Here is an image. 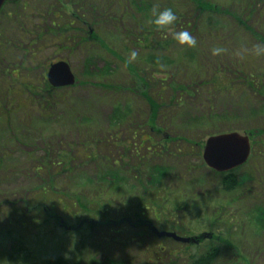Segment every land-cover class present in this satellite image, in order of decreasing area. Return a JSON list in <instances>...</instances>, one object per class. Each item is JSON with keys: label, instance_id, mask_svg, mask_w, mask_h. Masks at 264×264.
I'll return each instance as SVG.
<instances>
[{"label": "rangeland", "instance_id": "rangeland-1", "mask_svg": "<svg viewBox=\"0 0 264 264\" xmlns=\"http://www.w3.org/2000/svg\"><path fill=\"white\" fill-rule=\"evenodd\" d=\"M210 1L244 14L231 0ZM166 8L183 18L153 32L151 48H140L153 9ZM4 11L16 16L9 20L0 58L18 69L20 81L38 86L51 64L64 61L75 84L58 91L44 112L35 105L14 112L7 117L10 127L0 132V144L9 153L0 169V264H12L9 257L19 260L13 264H45L56 253L72 257L82 240V264L92 259L98 264H187L186 244L148 235L128 215L137 203L136 184L152 166L170 169L163 183L186 195L188 204L194 196L195 204L210 198L222 208L211 229L198 219L201 207L190 206L195 211L183 216L168 211L167 222L159 225L148 207L145 218L180 236L207 232L227 240L214 264H264V229L253 222L255 210L264 207V133L250 137V157L237 173L251 180L232 192L220 190L201 159L210 135L264 130V89L255 93L244 78L252 74L255 87L264 82V13L246 23L260 39L225 14H214L206 23V14L196 17L190 0H20ZM73 19L66 38L55 36L54 28ZM90 30L99 41L87 39ZM180 31L189 32L195 46L176 42L173 34ZM135 69L160 106L156 129L138 92ZM173 88L183 92L175 95ZM11 135L19 141L7 143ZM45 153L52 158L69 154L71 170L62 171L61 165L56 174L36 176L35 160ZM113 169L118 182L106 174ZM48 177L58 195L52 210L37 189ZM168 197L170 211L182 204L179 194ZM86 218L101 223L88 230ZM108 219L112 223H102Z\"/></svg>", "mask_w": 264, "mask_h": 264}, {"label": "trees", "instance_id": "trees-1", "mask_svg": "<svg viewBox=\"0 0 264 264\" xmlns=\"http://www.w3.org/2000/svg\"><path fill=\"white\" fill-rule=\"evenodd\" d=\"M235 4L239 6V8L243 9L244 11L243 15H240L238 12H233L230 10H227L226 8H222L220 5L211 2L210 0H190L192 6L194 7V12L197 17L198 14L205 15L206 14V23H210L212 16L217 13L225 14L227 16H231L234 21L237 23L243 25V27L247 30L252 29L246 24L247 22H250L254 17L259 15L260 13H264V0H231ZM20 2L15 3L11 6H18ZM96 8L91 7V10L94 11ZM149 9V8H148ZM84 11V10H83ZM10 12L11 18H9V14L2 10L0 11V46L4 47L5 42L7 41V33H8V27H10V21H14V16H16L14 13L12 14ZM85 12V11H84ZM83 12V13H84ZM176 14V21L174 24L178 25L179 21L183 18L180 14H177L176 11H174ZM75 20H71L69 23L66 24L63 28H54L53 31L55 36L59 38H66L67 33L71 29V24L74 23ZM157 28H155L152 24L150 28H145V31L142 33L144 35L143 39H139L138 44L140 48L146 49L151 48L149 47V39L152 36L153 32H155ZM252 35L262 39L261 36L258 34L255 35V33L252 31ZM131 37H134L133 35H129ZM99 37L91 33L88 35L87 39L89 40H98ZM146 42L145 44H141L143 42ZM165 45V44H164ZM6 48V47H4ZM0 58V64L3 65L0 67V132L5 131L7 127H10V123L7 121V119L16 111L25 109L26 106H33L38 108V110L44 112L46 108H51L54 105L55 98L58 96V91L64 88H55L51 89L45 79L43 78V81L40 82L38 86H33L27 82L20 81V72H18V69L11 67V65H6L4 61ZM138 69H135L133 74H135L137 81H139V87L138 92L141 93V95L146 100L148 106H149V119L151 121V129H156V119L158 116V110L160 108L159 104L152 99L147 92L145 91L147 88V79L141 75H138ZM252 74L249 76H245V81L248 83V87L250 90H254L256 92H261V90L264 89V82L261 79L260 83L257 87H255L254 81L251 80ZM250 78V80H248ZM143 86V88L141 87ZM257 88V89H256ZM183 92L182 89H176L173 88V93L176 95V93ZM186 94L190 95L191 93L186 92ZM194 94V93H193ZM41 114V112H40ZM8 117V118H7ZM160 129V128H159ZM157 129V131H159ZM264 133V130L254 131L246 133L250 135V137L254 136H261ZM11 134H14L13 132ZM19 141V139L16 136L11 135V137H8L6 142L7 143H16ZM4 148H2V145L0 144V169L2 168V165L4 164L5 159L7 156H9L8 152H5ZM71 158L69 154H62V155H55L54 158H52L48 153H45L41 158H36L35 164H34V173L36 176H39L40 173H45L51 175L56 174L55 168L65 166L64 170L62 171H68L71 170L69 162ZM67 165V166H66ZM141 164L138 162L136 163L135 167H139ZM202 166L204 167L203 163ZM244 166V165H243ZM241 166V167H243ZM69 167V169H67ZM236 168L232 171L225 172V173H216L213 171H210L212 173V178H214L220 187V190L223 193H229L234 191L239 185L247 182L248 180H251V177L248 175H237L240 168ZM61 168V167H60ZM188 169V168H187ZM147 175L144 177L141 181H138V185L136 184V187H138V197H137V203L130 207V211H128V215L130 219L132 217L135 218V223L137 224L138 228L142 227L143 229H146V234H150L151 236H154L149 231L148 225H155L154 222L150 221L149 219L145 218V214L148 209L152 208V217L154 218V221L158 223V225L164 221L163 219H168L167 214L169 215V212H175L178 214L187 215L191 214L188 210H193L189 208L190 206L198 208L201 207L198 213V219L202 221H208L209 228L211 229L216 225V222H214L215 218L220 214L222 206L219 202L209 201V199H204L200 203L195 204L194 200L197 197H190L191 201L188 204L189 199L186 197V195L181 194L180 192L176 193L172 189H167V185H165L164 179L167 177V175L170 173V169L167 167L162 166H152L147 168ZM106 174L112 178V180L118 182L117 180L120 179V175H118V172L116 169L109 170L106 172ZM102 180H104V176H102ZM178 180H181L178 178ZM38 193L41 194V200L42 203H46L47 205L50 204L51 210L54 207V201L58 200V195L55 191H53V183L51 179L48 177L47 180H44L41 184L38 185ZM161 191V193H160ZM177 191V190H176ZM175 195V197L178 196V194L181 196L179 201L182 202V204H173L174 208L172 211L170 209L173 207L169 204V200H171L168 196L169 195ZM167 198V199H166ZM194 199V200H193ZM121 203V202H120ZM175 203V202H174ZM194 204V205H193ZM150 207V208H148ZM85 209L86 206H85ZM168 209V210H167ZM212 209L214 211H212ZM151 210V209H150ZM209 210L211 213H215L214 215L210 217H206L204 213H208ZM41 211L47 212L46 207H42ZM106 211V210H105ZM169 211V212H168ZM14 212V213H13ZM11 213V216L18 214V211L15 210ZM181 212V213H180ZM99 212H94V215H98ZM50 217H53L56 219L55 216H52L54 214L50 213ZM255 216H254V223H256L260 229H264V207H258L255 210ZM104 215V214H103ZM132 215V216H130ZM10 216V214H9ZM10 216V217H11ZM49 216V214H48ZM216 216V217H213ZM120 218V221H122V225L125 224L126 219ZM106 219V218H105ZM128 219V218H127ZM86 222V227L89 229L93 228V225L96 223H101L99 221H96L91 218L84 219ZM34 222V221H33ZM102 223H106V225H109L112 223L111 220H105ZM198 223V221H197ZM114 224L119 225L118 221H115ZM174 226H176V223L174 222ZM164 228V226H161ZM119 230V229H118ZM71 230L65 232L66 234H71ZM181 234H184L180 232ZM197 232H194L192 236H195ZM199 233V232H198ZM201 233L198 234V243H189L186 244L185 247L189 248L190 252L187 255L186 262L187 264H214L215 260L217 259L220 247L222 245H229L227 240L222 239L219 235H215L210 233V238H202L200 237ZM78 252L76 254H73L72 257H69L67 255L62 254H53L49 258H47L45 261V264H82L83 253L85 248V241L82 240V242L79 243V246L77 245ZM9 260L13 263H17V258L9 257ZM85 264H98L97 261L93 260L90 262H86ZM118 264V263H117Z\"/></svg>", "mask_w": 264, "mask_h": 264}, {"label": "water", "instance_id": "water-1", "mask_svg": "<svg viewBox=\"0 0 264 264\" xmlns=\"http://www.w3.org/2000/svg\"><path fill=\"white\" fill-rule=\"evenodd\" d=\"M5 1L0 0V9ZM47 81L51 87H65L73 85L74 75L69 65L64 61H58L49 66ZM250 153L249 137L237 131H229L210 135L206 138L202 151L205 164L217 172H226L243 165ZM151 233L157 238H170L176 242L188 244L197 243V237H183L172 231H160L156 227H150ZM204 234L203 238L209 237Z\"/></svg>", "mask_w": 264, "mask_h": 264}, {"label": "clouds", "instance_id": "clouds-1", "mask_svg": "<svg viewBox=\"0 0 264 264\" xmlns=\"http://www.w3.org/2000/svg\"><path fill=\"white\" fill-rule=\"evenodd\" d=\"M153 18L150 20L152 24L157 29H166L169 25L174 24L177 17L174 11L171 8H166L163 10L153 9L152 12ZM173 39L179 44H186L188 46H195V38L187 31H180L173 34ZM136 53L131 54V59H134Z\"/></svg>", "mask_w": 264, "mask_h": 264}, {"label": "bare ground", "instance_id": "bare-ground-1", "mask_svg": "<svg viewBox=\"0 0 264 264\" xmlns=\"http://www.w3.org/2000/svg\"><path fill=\"white\" fill-rule=\"evenodd\" d=\"M203 146H204V144L202 145V150L201 151H203ZM201 159H202V163H203L204 167H206L208 169L209 167L205 164V162H204V160L202 158V153H201Z\"/></svg>", "mask_w": 264, "mask_h": 264}, {"label": "flooded vegetation", "instance_id": "flooded-vegetation-1", "mask_svg": "<svg viewBox=\"0 0 264 264\" xmlns=\"http://www.w3.org/2000/svg\"><path fill=\"white\" fill-rule=\"evenodd\" d=\"M15 3H8L6 2L5 6H11V5H14Z\"/></svg>", "mask_w": 264, "mask_h": 264}]
</instances>
